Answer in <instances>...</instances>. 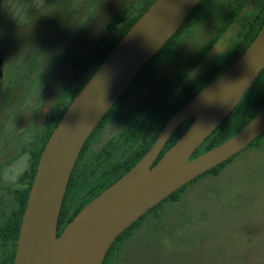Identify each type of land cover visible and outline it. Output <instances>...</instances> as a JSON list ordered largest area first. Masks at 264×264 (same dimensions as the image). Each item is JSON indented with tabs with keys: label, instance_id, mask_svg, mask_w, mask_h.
I'll list each match as a JSON object with an SVG mask.
<instances>
[{
	"label": "rangeland",
	"instance_id": "1",
	"mask_svg": "<svg viewBox=\"0 0 264 264\" xmlns=\"http://www.w3.org/2000/svg\"><path fill=\"white\" fill-rule=\"evenodd\" d=\"M139 1L0 0V225L14 205L12 191L25 182L28 150L50 124L44 115L55 114L66 102L65 87L75 84L71 58L88 60L112 14L128 6L135 10ZM228 3L212 0L199 20L182 30L173 52L159 55L139 77L117 117L94 136L90 151L123 130L137 105L186 65ZM252 3L185 83L226 50ZM182 192L179 201L162 203L159 216L147 213L131 229L118 264H264V136L260 147L241 151L218 175L206 174Z\"/></svg>",
	"mask_w": 264,
	"mask_h": 264
},
{
	"label": "water",
	"instance_id": "2",
	"mask_svg": "<svg viewBox=\"0 0 264 264\" xmlns=\"http://www.w3.org/2000/svg\"><path fill=\"white\" fill-rule=\"evenodd\" d=\"M199 2L153 0L68 103L39 155L12 264H101L111 243L133 221L264 132L263 103L234 134L191 157L264 67L263 21L244 51L174 112L145 153L82 206L57 234L64 193L83 144L144 64ZM2 61L0 52V78ZM191 117L187 129L158 158L178 125Z\"/></svg>",
	"mask_w": 264,
	"mask_h": 264
},
{
	"label": "trees",
	"instance_id": "3",
	"mask_svg": "<svg viewBox=\"0 0 264 264\" xmlns=\"http://www.w3.org/2000/svg\"><path fill=\"white\" fill-rule=\"evenodd\" d=\"M152 1L153 0H140L135 10H132L131 6H128L121 11L114 12L106 22V32H103L99 36L97 49L91 57L88 60H82L80 57H77V55L71 58L70 63L74 71L75 84L70 88L67 86L65 87L67 90L66 102L59 107L58 111L55 114L48 112L44 115V121L50 122V124L47 125L44 132L39 134L32 142L28 150L30 162L27 171L23 174L25 182L22 187L15 188L12 191L14 205L0 225V264L13 263L17 235L27 200V194L36 170L39 155L49 134L63 111L66 109L68 103L94 73L108 51ZM251 1L253 2L252 8L244 15L241 25L238 27L226 50L218 56L217 59L210 62L196 79L190 83H185V79L189 75V72L206 56L216 41L231 27L236 19L243 13L245 6ZM211 2L212 0H200L193 10L185 17L183 23L176 32L144 64L141 71L123 94L104 114L101 121L95 126L94 130L83 144L71 171L64 193L58 217L57 234L62 231L63 227L82 206L120 177L145 153L169 117L196 92L219 76L244 51L264 21V0H229L227 9L219 23L186 65L160 84L144 101L137 105L123 130L115 137L106 141L97 151H90V143L94 136L100 131L107 120H113L117 117L125 103L127 95L130 93L139 77L152 67L159 55L173 52L178 35L184 28L197 22L200 19V13ZM263 103L264 67L252 81L238 103L202 141L191 157L221 143L234 134L255 115ZM191 121L192 117L185 119L178 125L167 139L158 158L187 129ZM263 136L264 132L253 139L245 148L188 181L133 221L125 230L117 235L115 240L111 243L101 264L120 263L119 259L122 257L121 246L132 237V233L130 232L131 229L139 227L140 222L147 213H152L153 216H159L163 210V208H161L163 202L179 201L185 186L197 181V179H200L206 174L218 175L221 169L238 153L248 148L260 147ZM110 259L111 262L108 263Z\"/></svg>",
	"mask_w": 264,
	"mask_h": 264
},
{
	"label": "clouds",
	"instance_id": "4",
	"mask_svg": "<svg viewBox=\"0 0 264 264\" xmlns=\"http://www.w3.org/2000/svg\"><path fill=\"white\" fill-rule=\"evenodd\" d=\"M189 75H190L191 77H195V76L197 75V70H196V69L191 70V71L189 72Z\"/></svg>",
	"mask_w": 264,
	"mask_h": 264
}]
</instances>
